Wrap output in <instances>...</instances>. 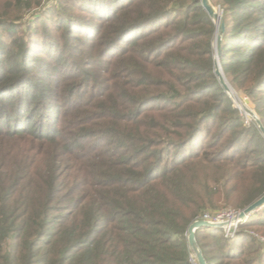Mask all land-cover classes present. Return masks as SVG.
Segmentation results:
<instances>
[{
	"label": "trees",
	"instance_id": "16d2710c",
	"mask_svg": "<svg viewBox=\"0 0 264 264\" xmlns=\"http://www.w3.org/2000/svg\"><path fill=\"white\" fill-rule=\"evenodd\" d=\"M209 1L264 127V0ZM214 32L200 0H0V264H192L193 222L264 195ZM247 229L264 206L232 239L198 229L206 264H264Z\"/></svg>",
	"mask_w": 264,
	"mask_h": 264
},
{
	"label": "water",
	"instance_id": "95a60500",
	"mask_svg": "<svg viewBox=\"0 0 264 264\" xmlns=\"http://www.w3.org/2000/svg\"><path fill=\"white\" fill-rule=\"evenodd\" d=\"M200 4L203 8V10L206 12V14L209 16V18L212 20V22L215 25V32H214V60H213V73L215 77L217 78L220 86L223 88L224 92L228 95L229 98H231L234 103L235 99L240 101L238 99L237 94L235 91L231 88L230 84L227 82L220 64H219V56L221 52V41L222 37L225 32V23L222 18V13L217 11L211 4L209 0H200ZM236 104V103H235ZM236 107L238 109H241L237 104ZM246 115H248L256 124L257 128L261 132L262 136L264 137V127L262 126L260 120L256 117V115L247 107L244 106L243 109H241ZM264 206V195L259 198L254 203L250 204L248 207L243 209L239 212L237 218L239 220H244L246 217L254 213L256 210L260 209ZM226 225V224H225ZM223 227V224H210L208 222L204 221H196L193 222L187 229V242L188 246L191 250V252L194 254L195 259L197 261V264H206V261L196 243L195 239V232L200 228H217L221 229Z\"/></svg>",
	"mask_w": 264,
	"mask_h": 264
},
{
	"label": "rangeland",
	"instance_id": "374dc122",
	"mask_svg": "<svg viewBox=\"0 0 264 264\" xmlns=\"http://www.w3.org/2000/svg\"><path fill=\"white\" fill-rule=\"evenodd\" d=\"M217 11H219L220 13H222V11L218 8V7H214ZM37 15H36V12H32V13H30V14H28L25 18H24V21L25 22H29V21H31L33 18H35ZM213 44H214V41H213ZM237 96L239 97V100L243 103V105L245 106V107H247L248 109H250L255 115H256V112H255V110H254V106H253V104L251 103V101H250V99L248 98V97H246L244 94H242V93H239V94H237ZM231 99V98H230ZM231 101H232V103H233V106H234V108L235 109H237L239 112H240V114L242 115V117H243V119H244V121L246 122V123H249V122H252V123H254L255 124V122L248 116V115H246L241 109H238L237 107H236V104L234 103V101L231 99ZM256 117L258 118V116L256 115ZM259 119V118H258ZM256 125V124H255ZM257 127V126H256ZM259 210V209H258ZM221 211L222 212H228V211H230V212H240V211H242V210H238V209H234V208H232V207H230V206H227V207H225V208H223V209H221ZM257 211V210H256ZM206 214H209V213H206ZM210 215V214H209ZM238 230V229H237ZM244 231H247V233L249 234V235H251V237L253 238V239H255V240H258L261 244H262V246L264 245V233H262V232H255L253 229H247V230H244ZM237 232V231H236ZM222 234H223V232H222ZM186 238H187V234H186ZM264 247V246H263ZM200 249V248H199ZM191 258L194 260L193 261V263L194 264H197V261H196V259H195V256H194V254L192 253V255H191Z\"/></svg>",
	"mask_w": 264,
	"mask_h": 264
},
{
	"label": "built area",
	"instance_id": "2783aa9c",
	"mask_svg": "<svg viewBox=\"0 0 264 264\" xmlns=\"http://www.w3.org/2000/svg\"><path fill=\"white\" fill-rule=\"evenodd\" d=\"M238 214L239 212L236 213L230 211H221L215 215L204 214L201 218L197 219L196 221H204L210 224H223V227L221 228L223 232V237L225 239H232L236 234L238 226L248 218L246 217L244 220L241 221L237 218ZM193 261L194 260L192 259V264H194Z\"/></svg>",
	"mask_w": 264,
	"mask_h": 264
},
{
	"label": "bare ground",
	"instance_id": "6f19581e",
	"mask_svg": "<svg viewBox=\"0 0 264 264\" xmlns=\"http://www.w3.org/2000/svg\"><path fill=\"white\" fill-rule=\"evenodd\" d=\"M238 99H239V97H238ZM235 103H236L241 109L244 108V105H243V103H242L241 101L238 102V100L235 99Z\"/></svg>",
	"mask_w": 264,
	"mask_h": 264
}]
</instances>
